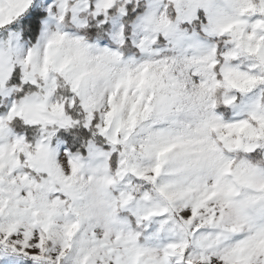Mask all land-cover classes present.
<instances>
[{
	"label": "clouds",
	"instance_id": "obj_1",
	"mask_svg": "<svg viewBox=\"0 0 264 264\" xmlns=\"http://www.w3.org/2000/svg\"><path fill=\"white\" fill-rule=\"evenodd\" d=\"M0 264H264V0H0Z\"/></svg>",
	"mask_w": 264,
	"mask_h": 264
}]
</instances>
